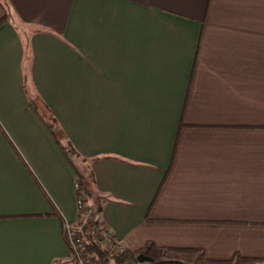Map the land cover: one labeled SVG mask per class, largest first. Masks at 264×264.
Returning a JSON list of instances; mask_svg holds the SVG:
<instances>
[{
  "label": "crops",
  "instance_id": "crops-1",
  "mask_svg": "<svg viewBox=\"0 0 264 264\" xmlns=\"http://www.w3.org/2000/svg\"><path fill=\"white\" fill-rule=\"evenodd\" d=\"M44 105L118 246L264 260V0H0V264H74Z\"/></svg>",
  "mask_w": 264,
  "mask_h": 264
},
{
  "label": "trees",
  "instance_id": "trees-1",
  "mask_svg": "<svg viewBox=\"0 0 264 264\" xmlns=\"http://www.w3.org/2000/svg\"><path fill=\"white\" fill-rule=\"evenodd\" d=\"M5 8L6 7H4V9ZM6 19L7 16L5 15L3 21ZM43 111L50 117V121H48L44 113V123L46 127L77 177L76 183L78 184L79 189L78 191H75L76 200L84 202V209H88V203L90 204V215L86 217L84 214V217L80 218L77 225L67 226V230H74L76 232L77 239L83 242V249L80 250L72 248L69 245L72 262L74 264H80L84 260L93 259L95 264H139L137 261L139 254L123 249L114 242H112L108 247L102 244V241L98 237V230L100 229L102 206L106 199L99 192L91 189V184L94 179L91 167L92 160L83 156L76 149L72 141L62 129L58 120L46 105H44ZM0 130L6 140L12 145L18 157L21 161H23L21 155L15 149L13 143L10 141L1 126ZM23 164L25 165L24 161ZM54 210L55 208L53 206L52 215L57 216ZM161 251L166 255L167 259L159 261L158 264H187L182 260H195L197 264H264V260L262 259H248L241 258L240 256H235L229 261L214 262L207 259L203 252L194 249L164 248ZM169 258H173V260H169Z\"/></svg>",
  "mask_w": 264,
  "mask_h": 264
},
{
  "label": "built area",
  "instance_id": "built-area-1",
  "mask_svg": "<svg viewBox=\"0 0 264 264\" xmlns=\"http://www.w3.org/2000/svg\"><path fill=\"white\" fill-rule=\"evenodd\" d=\"M74 189L75 191H78L79 186L77 183H75ZM77 210H78L80 218H83L84 213H85L83 201L77 200ZM68 236H69V245L72 248L79 249V250L83 249V242L77 239V235L74 230L72 229L68 230ZM98 237L102 242H107L108 244H111L113 242L111 234L107 230L101 227L98 230ZM80 264H95V262L93 259H88V260L82 261ZM130 264H136V263H130Z\"/></svg>",
  "mask_w": 264,
  "mask_h": 264
},
{
  "label": "water",
  "instance_id": "water-1",
  "mask_svg": "<svg viewBox=\"0 0 264 264\" xmlns=\"http://www.w3.org/2000/svg\"><path fill=\"white\" fill-rule=\"evenodd\" d=\"M137 261L139 264H144V263H154V260L146 257L145 255H139L137 258Z\"/></svg>",
  "mask_w": 264,
  "mask_h": 264
},
{
  "label": "rangeland",
  "instance_id": "rangeland-1",
  "mask_svg": "<svg viewBox=\"0 0 264 264\" xmlns=\"http://www.w3.org/2000/svg\"><path fill=\"white\" fill-rule=\"evenodd\" d=\"M45 113V117H46V119L48 120V121H50V117H49V115L46 113V112H44ZM102 244H104L106 247H108L110 244H108L107 242H102ZM95 262V261H94ZM185 263H187V264H197L196 262H191V261H184Z\"/></svg>",
  "mask_w": 264,
  "mask_h": 264
}]
</instances>
